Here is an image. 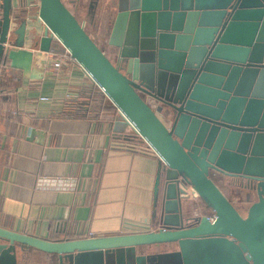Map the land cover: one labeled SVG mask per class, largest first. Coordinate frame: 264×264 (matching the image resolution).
Listing matches in <instances>:
<instances>
[{"label":"water","instance_id":"obj_1","mask_svg":"<svg viewBox=\"0 0 264 264\" xmlns=\"http://www.w3.org/2000/svg\"><path fill=\"white\" fill-rule=\"evenodd\" d=\"M38 2V51L56 39L117 109L114 125L156 155L153 208L149 224L116 235L50 241L0 227V264H25L17 245L55 253L57 264H107L109 254L112 264H163L218 241L241 254L226 264H264V0H89L87 9L115 10L114 61L62 0ZM1 8L0 66L32 78L25 22L11 27L9 0ZM210 173L240 181L245 216ZM191 194L212 220L183 215ZM167 244L175 249L140 253Z\"/></svg>","mask_w":264,"mask_h":264},{"label":"crops","instance_id":"obj_2","mask_svg":"<svg viewBox=\"0 0 264 264\" xmlns=\"http://www.w3.org/2000/svg\"><path fill=\"white\" fill-rule=\"evenodd\" d=\"M62 1L112 54L107 39L115 10L101 12L99 5L87 9L89 0ZM38 3L9 0L11 27L22 21L26 25L24 47L33 50V77L23 78L20 70L0 66V227L44 239H74L128 233L131 224H149L156 155L130 137L129 128L114 125L119 113L111 102L99 113L64 116L68 103L96 97L98 92L76 61L59 69L51 66L52 56L63 51L57 41H52L49 52L38 51L43 31ZM1 14L0 0V19ZM27 30L35 46L29 45ZM144 99L155 105L149 97ZM214 176L221 182L222 176ZM229 186L231 199L226 197L245 215L246 200L238 193L242 189ZM203 210L208 213L195 194L183 202L185 217ZM174 249V244H167L142 248L140 253ZM18 261L57 264V256L24 246Z\"/></svg>","mask_w":264,"mask_h":264},{"label":"rangeland","instance_id":"obj_3","mask_svg":"<svg viewBox=\"0 0 264 264\" xmlns=\"http://www.w3.org/2000/svg\"><path fill=\"white\" fill-rule=\"evenodd\" d=\"M63 2H65V1H63ZM65 5L67 6V4H65ZM72 13H74V12H72ZM74 15H75V13H74ZM76 18H77V16H76ZM35 24L40 25V23H35ZM83 27H84V30L86 31V33L99 46V48L101 49V47H102L101 50L104 52V54L110 60L113 61L114 58H113V55L111 54L110 48L106 45L103 46L100 43V41L98 42L97 37H95V35L91 32L89 26L83 24ZM26 37H28V40H30L29 45L35 46V44L33 43L34 38H33V34H31V31H29V30L26 31ZM31 41H32V43H31ZM210 177L219 186V188L224 192L225 196H227L229 199H231L230 192L226 190V186H228L230 184L227 185L224 182V176L222 177L221 182L218 181V178L216 176H214L212 173H210ZM231 186H232V188L234 187L233 189L237 188V190H238V188H242L241 184H239L237 186L236 185H231ZM231 186H229V187H231ZM238 193H240V198H241V200H243L242 196H241L242 190L240 192L238 190ZM204 207L207 208L208 213L204 214L205 211L203 210V212H201V214H204V215L210 214L212 211L211 208L207 207L206 205ZM204 249L205 248H203L202 252H199L198 250L195 249L196 253L195 252H189L187 254V257H184V259L182 257L179 258L177 255H170L168 258H160L159 261H162L163 264H226L228 262V260L235 258V256L241 257V254L237 253L232 245H230L226 242H222V241H218V243H214L212 245H209L207 251H205ZM212 249L213 250L218 249V250L213 251V253L210 254V251ZM113 256L114 255H111V254H109L107 256V264H112L111 262L113 260ZM130 257H132V256L128 254L127 258H130ZM130 259H132V258H130Z\"/></svg>","mask_w":264,"mask_h":264},{"label":"trees","instance_id":"obj_4","mask_svg":"<svg viewBox=\"0 0 264 264\" xmlns=\"http://www.w3.org/2000/svg\"><path fill=\"white\" fill-rule=\"evenodd\" d=\"M75 61V60H73ZM3 70V67H0V71ZM93 87L97 89V96L96 97H90L89 95L84 99L80 101L73 102L72 104L68 103L66 106H64V116L71 117V118H82L85 117L88 111H92L94 113H99L102 110V106L104 103H110V101L107 99V97L99 90V88L93 84ZM117 111V109H116ZM225 183L230 185H239V180L232 177H224ZM239 212V211H238ZM242 216H245L241 214ZM68 238H51L47 239L50 241H64ZM24 245H17L16 251H17V257L19 256V253H23ZM46 253V252H44ZM47 254H55V253H47ZM56 255V254H55Z\"/></svg>","mask_w":264,"mask_h":264},{"label":"built area","instance_id":"obj_5","mask_svg":"<svg viewBox=\"0 0 264 264\" xmlns=\"http://www.w3.org/2000/svg\"><path fill=\"white\" fill-rule=\"evenodd\" d=\"M54 41H57L56 39H54ZM58 42V41H57ZM70 60H73L69 54V52L63 48V51L55 54L54 56H52L51 58V63H52V67L54 69H59L61 68L63 65L67 64ZM42 99H46L45 97H42ZM134 138V137H133ZM138 138V137H136ZM147 146V145H146ZM148 147V146H147ZM149 148V147H148ZM149 151L153 153V151L149 148ZM210 220H212L213 218V213H210L208 215H206Z\"/></svg>","mask_w":264,"mask_h":264},{"label":"flooded vegetation","instance_id":"obj_6","mask_svg":"<svg viewBox=\"0 0 264 264\" xmlns=\"http://www.w3.org/2000/svg\"><path fill=\"white\" fill-rule=\"evenodd\" d=\"M203 203V202H202ZM203 206H205V204L203 203ZM211 213H212V211H211Z\"/></svg>","mask_w":264,"mask_h":264}]
</instances>
